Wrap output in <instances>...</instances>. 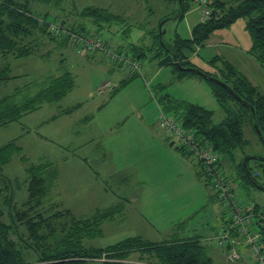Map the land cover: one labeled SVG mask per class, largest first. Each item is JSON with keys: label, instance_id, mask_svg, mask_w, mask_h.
I'll return each mask as SVG.
<instances>
[{"label": "rangeland", "instance_id": "obj_1", "mask_svg": "<svg viewBox=\"0 0 264 264\" xmlns=\"http://www.w3.org/2000/svg\"><path fill=\"white\" fill-rule=\"evenodd\" d=\"M90 6L107 9L124 20L111 29L98 30L91 19L78 15ZM186 8L181 19L163 23L166 17L178 16L180 5L161 0L32 3L34 15L48 23L60 25L63 19H68L66 27L85 25L89 36L95 35L138 61L141 73L114 93L122 82L130 79L126 68L119 67L101 52L89 51L73 42L63 44L48 35H35L27 41L34 51L31 56L21 59L10 56L3 61V65L11 68L10 76L14 78L0 83V100L20 90L15 101L22 102L38 93L49 78L66 71L74 78V88L60 102L45 104L20 122L0 129V147L15 140L21 148L3 168V174L11 181L14 201L21 205L28 198L26 169L54 164L59 178L45 200L47 214L69 210L76 218L88 219L98 211L123 204L121 215L101 225L102 237L85 241L86 246L107 248L138 236L163 243L200 235L202 243L209 246L206 248L213 264H245V261L251 264L245 245L237 247L242 259L231 263L229 251L206 239L205 236H216L228 226L230 209L223 203L227 212L221 216L222 206L211 201L213 190L197 177L198 169L192 158L182 160L176 149L178 144L173 145L162 129L158 99L169 94L198 104L214 112L216 124L235 117L240 107L233 100L222 107L208 82L197 76L178 81L174 68L160 67L158 60L150 57L151 53L138 57L141 50L152 46L151 32L159 27L163 28L160 34L167 45H173L178 36L191 37L193 28L202 20L203 7L186 0ZM251 46L246 20L241 19L229 28L214 32L190 60L207 73L224 69L223 62H228L264 93V68L249 55ZM77 106L72 114L61 115V111ZM245 132L251 142L246 152L263 156L264 147L251 128L246 127ZM250 167L260 174L264 183V168L257 161H251ZM221 176L236 189L238 205L248 210L257 205L264 212L263 191L239 185L238 171L233 166L224 165ZM126 178L129 182H124ZM239 240L243 242L244 238ZM138 257L133 255L127 263H137Z\"/></svg>", "mask_w": 264, "mask_h": 264}, {"label": "trees", "instance_id": "obj_2", "mask_svg": "<svg viewBox=\"0 0 264 264\" xmlns=\"http://www.w3.org/2000/svg\"><path fill=\"white\" fill-rule=\"evenodd\" d=\"M60 1L0 0V83L14 78L10 76L11 68L3 65V61L10 56L16 59L31 56L34 51L31 43L27 41L33 39L35 35L39 37L48 35L54 40L60 39L63 44L74 43L73 36H89L83 24L78 27H66L68 19H63L60 25L48 23L46 19L37 17L32 12V3L49 4ZM161 1L180 5L178 16L166 17L163 23L172 19H181L187 12L186 0ZM193 1L203 7L199 0ZM207 1L211 16L193 28L190 38L183 39L178 36L173 45H167L160 34L163 28L159 27L153 34L151 32L152 46L141 50L138 57L151 53L150 57L158 60L160 67L174 68L178 81L193 76L205 80L211 86L217 102L224 108L229 100L238 104L239 114L216 124L213 119L214 112L198 104L174 98L169 94H164L158 99L159 108L163 112L174 116L186 131L193 132L220 156L219 162L214 166L216 174L222 178L224 165L233 166L238 171L239 185L242 184L244 188L250 185L264 192V183L260 181V174L250 167L251 161H257L259 166L264 168V155L246 152L251 142L246 138L245 132L246 127L251 128L252 133L264 147V93L228 62H223L224 69L216 73H207L190 60L199 48L204 47L214 32L229 28L238 20L245 19L246 30L252 40L249 55L264 68V0ZM78 15L91 19L98 30L111 29L124 20L123 17L107 9L91 6L82 9ZM61 28H65L68 34H63ZM92 37L96 36L92 35ZM118 52L123 53V51ZM118 66L122 67V65ZM199 71L204 75H199ZM137 76L130 73V79L122 82L114 93L120 91ZM222 83L227 87H223ZM73 88L74 78L69 71H66L59 77L49 78L38 93L25 98L22 102L15 101V95L20 93V90L14 95L2 98L0 129L20 122L22 118L40 110L45 104L60 102ZM237 97L240 100H237ZM76 108L78 106L65 109L61 111V115H70ZM171 143L174 145L173 142ZM176 149L191 158L184 149L180 147ZM20 150L15 140L0 147V264H213V259L208 255L200 237L155 243L138 236L107 248L86 246L85 241L102 237L101 225L121 215L124 205L119 204L98 211L88 219L76 218L69 210H58L47 214L44 203L51 186L59 178L58 169L52 163L33 165L26 169L28 198L18 205L10 191L11 181L4 176L3 168L11 163L14 155ZM22 160L26 161L25 158ZM195 165L198 169L197 177L214 192L211 201L223 204L214 188L215 177L208 174V168L203 163H195ZM223 180L225 182V179ZM229 186L232 188L231 194L235 200L236 189L234 190L232 185ZM224 204L228 208V205ZM240 206L244 207L242 204ZM245 209L254 216L253 228L261 234L264 251V212H260L257 205L253 206L252 210H248L247 207ZM133 255L139 256L137 263H127Z\"/></svg>", "mask_w": 264, "mask_h": 264}, {"label": "built area", "instance_id": "obj_3", "mask_svg": "<svg viewBox=\"0 0 264 264\" xmlns=\"http://www.w3.org/2000/svg\"><path fill=\"white\" fill-rule=\"evenodd\" d=\"M203 5L202 22L211 16L207 0H199ZM60 30H64L61 28ZM62 32V31H61ZM63 34H68L63 31ZM75 44L89 51L101 52L111 61L126 68L132 74L141 73V65L126 53L118 52L115 48L106 45L101 39L92 36H73ZM159 120L163 130H166L169 139L178 144V147L191 155L195 163H203L208 168V174L215 177L214 188L219 195L220 201L228 205L230 217L228 226L222 228L212 242L220 249L229 251L228 260L233 263L242 259L237 247L241 244L249 249L252 264H264V251L261 243V234L253 229V217L247 210L238 205L234 200L232 188L225 184L219 174L214 171V166L219 162L220 156L215 153L208 144L198 139L193 132L186 131L181 122L174 116L166 114L160 109ZM263 219V218H262ZM243 237V242L239 238ZM245 259V258H243Z\"/></svg>", "mask_w": 264, "mask_h": 264}, {"label": "crops", "instance_id": "obj_4", "mask_svg": "<svg viewBox=\"0 0 264 264\" xmlns=\"http://www.w3.org/2000/svg\"><path fill=\"white\" fill-rule=\"evenodd\" d=\"M179 152V151H178ZM179 154L182 156L181 158H183L182 160H186V159H188L186 156H184L182 153H180L179 152ZM83 164V163H82ZM188 171H192V169H188ZM195 174V173H194ZM124 182H129L128 181V178H126V179H124ZM211 197H214V193L212 192V195H211ZM213 204L215 205V204H220L221 206H222V204L220 203V202H218V201H216V202H213ZM216 206V205H215ZM219 212H220V214H221V216L222 217H224L225 215H226V212L227 211H225L224 210V207L222 206V209H220L219 210ZM228 215V214H227ZM198 237H203V236H198ZM206 237V239H209V241H211V243H212V239H213V237H214V235L212 236L211 234L210 235H207V236H205ZM203 245H205L207 248L209 247L208 245H206L205 243H202ZM246 259V258H245ZM245 259H243V260H245ZM245 264H250V263H248L247 261H245ZM252 264V263H251Z\"/></svg>", "mask_w": 264, "mask_h": 264}, {"label": "water", "instance_id": "obj_5", "mask_svg": "<svg viewBox=\"0 0 264 264\" xmlns=\"http://www.w3.org/2000/svg\"><path fill=\"white\" fill-rule=\"evenodd\" d=\"M199 75H201V76H202V75H204V73H203V72H201V71H199ZM212 79H213V78H212ZM215 80H216V81H218V82H220V81H219V80H217V79H215ZM222 86H223V87H227V86H226V84H224V83H222ZM229 91H230V90H229ZM230 92H231V91H230ZM237 100H240V98H238V97H237ZM256 129H258V127H257V126H256ZM258 133H260V132H258Z\"/></svg>", "mask_w": 264, "mask_h": 264}]
</instances>
